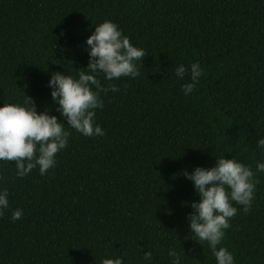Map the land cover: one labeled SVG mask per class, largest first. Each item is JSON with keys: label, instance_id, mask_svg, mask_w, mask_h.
<instances>
[{"label": "trees", "instance_id": "16d2710c", "mask_svg": "<svg viewBox=\"0 0 264 264\" xmlns=\"http://www.w3.org/2000/svg\"><path fill=\"white\" fill-rule=\"evenodd\" d=\"M105 20L146 51L141 75L111 82L96 123L103 137L71 132L57 164L17 178L0 161L9 208L0 216V264H216L187 217L199 197L185 176L233 157L255 172L264 159V0H0V107L30 97L60 119L48 82L88 67L85 41ZM199 62L195 91L175 68ZM65 126L67 121L64 120ZM255 201L230 220L221 246L236 264H264V173ZM16 209L23 217L11 221ZM151 251V261L143 259Z\"/></svg>", "mask_w": 264, "mask_h": 264}, {"label": "clouds", "instance_id": "9594fccd", "mask_svg": "<svg viewBox=\"0 0 264 264\" xmlns=\"http://www.w3.org/2000/svg\"><path fill=\"white\" fill-rule=\"evenodd\" d=\"M89 57L88 67L76 76L56 72L51 75L48 87L56 111L62 119L49 111L38 112L35 103L25 96L23 104L3 103L0 107V161H14L17 178H24L36 168L44 176L57 164V154L66 149L71 132L75 129L85 137H103L106 131L96 123L97 110H103L105 96L109 91L119 92V88L109 83L105 87L101 79L111 82L122 77L135 79L141 75L140 64L146 51L134 46L119 26L105 20L95 27V31L85 41ZM204 69L199 62L189 68L183 64L175 68L178 80L190 76L181 91L191 95L200 82ZM64 120L67 121L65 126ZM257 148L264 156V138L257 141ZM264 173V159L256 162L255 172L250 165L224 156L216 158L211 168L196 167L184 176L192 182L199 200L191 204L192 212L187 217L190 232L199 241L206 242L211 249L216 264H236L235 257L227 247L221 246L230 220L238 214L235 205H240L248 213L255 201L256 176ZM9 208V193L0 188V216ZM23 210L16 209L11 221L22 219ZM170 264H184L185 251L169 249ZM153 254L147 251L145 261H151ZM102 264H125L124 258H105Z\"/></svg>", "mask_w": 264, "mask_h": 264}]
</instances>
